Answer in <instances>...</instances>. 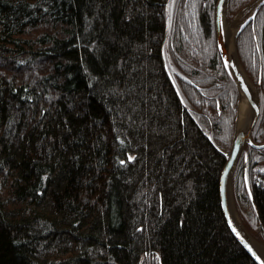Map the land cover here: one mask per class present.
<instances>
[{
    "label": "trees",
    "instance_id": "16d2710c",
    "mask_svg": "<svg viewBox=\"0 0 264 264\" xmlns=\"http://www.w3.org/2000/svg\"><path fill=\"white\" fill-rule=\"evenodd\" d=\"M216 1L0 0V264H258L220 205L239 92ZM235 48L263 143L264 2ZM232 193L264 243V147Z\"/></svg>",
    "mask_w": 264,
    "mask_h": 264
},
{
    "label": "water",
    "instance_id": "95a60500",
    "mask_svg": "<svg viewBox=\"0 0 264 264\" xmlns=\"http://www.w3.org/2000/svg\"><path fill=\"white\" fill-rule=\"evenodd\" d=\"M254 8L252 15L243 22V24L239 27L234 35V44H235V36L241 29V27L254 15L258 7L263 3L262 0H254ZM226 5L227 0H217L215 4V29H216V42L219 49L220 56L222 61L224 62L229 74L231 75L232 79L234 80L238 92H239V99L237 103V111H236V118H235V129L232 138L231 148L227 154V159L225 161L224 166L221 169L218 181V190H219V198H220V205L226 220V223L235 236V238L240 242V244L245 248V250L251 255V257L258 263L264 264L261 256L254 248L251 238L248 232L243 227L241 221L238 219V222L235 220L233 216V212L231 210L230 205V191L232 185V175L238 158L246 144L254 148H261L264 147V142L256 144L251 138V131L252 128L257 120L259 115V98L258 94L257 97H253L249 88L242 82L240 79L236 78L234 75L235 66L233 63L232 58H230L228 53V42L226 36L224 34V23H225V13H226ZM222 22V24H221ZM238 60V58H237ZM239 62V60H238ZM240 64V62H239ZM244 95L249 108V117L247 118L248 125L243 127L241 125L238 126V105L241 99V95ZM232 195V194H231ZM236 213V212H235ZM237 215V214H236ZM259 257V258H257Z\"/></svg>",
    "mask_w": 264,
    "mask_h": 264
},
{
    "label": "bare ground",
    "instance_id": "6f19581e",
    "mask_svg": "<svg viewBox=\"0 0 264 264\" xmlns=\"http://www.w3.org/2000/svg\"><path fill=\"white\" fill-rule=\"evenodd\" d=\"M223 29H224V34H225L227 42H228V53H229L230 58H232L235 69H236L234 71V75L236 78L240 79L242 82L245 83V85L249 88L253 97H257L256 89L254 88V86L252 85L250 80L245 75L244 70L242 69L241 65L239 64V62L237 60V55H236L235 45H234V35L237 31V28H235L232 25H227V23L225 22ZM248 106L249 105H248L244 95L242 94L241 99L239 101V105H238V123H239L238 126L241 125L243 127H246L248 125V123H247V118L249 117L248 116L249 115ZM230 199H231L230 205H231V210L233 212V216H234L235 220L238 222L237 215L235 213V208H234L233 201H232L231 191H230ZM251 241H252L254 248L259 253V255L261 256V259L264 263V246L261 243H258L253 239H251Z\"/></svg>",
    "mask_w": 264,
    "mask_h": 264
},
{
    "label": "rangeland",
    "instance_id": "374dc122",
    "mask_svg": "<svg viewBox=\"0 0 264 264\" xmlns=\"http://www.w3.org/2000/svg\"><path fill=\"white\" fill-rule=\"evenodd\" d=\"M254 0L250 1L244 8L240 9L235 15H233L232 17H228V15L225 13V22L227 23V25H232L235 28H237V30L239 29V27L243 24L244 21H246L253 13V8H254ZM235 45V44H234ZM236 51V48H235ZM237 55V52H236ZM238 58V56H237ZM239 60V58H238ZM240 62V61H239ZM241 65V63H240ZM242 67V65H241ZM243 69V67H242ZM244 70V69H243ZM245 72V71H244ZM245 75L247 76V78L250 80V82L252 83V85L254 86V88L256 89V93L258 94V89L257 87L254 85V83L252 82V80L248 77V75L245 73ZM258 98H259V94H258ZM232 143V142H231ZM231 194H232V201H233V205L235 208V212L237 214V217L239 218V220L241 221L243 227L245 228V230L248 232L249 236L251 239L255 240L258 243H261L264 246V243L261 242V240L257 237L256 235V231L251 230L250 228L248 229L247 226H245L244 222L241 220L237 209H236V204L234 201V197H233V193H232V185H231Z\"/></svg>",
    "mask_w": 264,
    "mask_h": 264
},
{
    "label": "snow or ice",
    "instance_id": "6c2138e0",
    "mask_svg": "<svg viewBox=\"0 0 264 264\" xmlns=\"http://www.w3.org/2000/svg\"><path fill=\"white\" fill-rule=\"evenodd\" d=\"M262 2H264V0H262ZM221 24H222V22H221ZM257 258H259V257H257Z\"/></svg>",
    "mask_w": 264,
    "mask_h": 264
}]
</instances>
